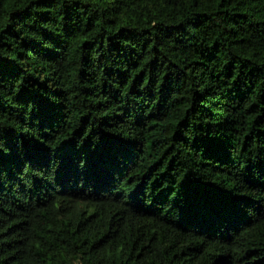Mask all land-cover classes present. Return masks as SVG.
I'll return each mask as SVG.
<instances>
[{
	"label": "trees",
	"instance_id": "obj_1",
	"mask_svg": "<svg viewBox=\"0 0 264 264\" xmlns=\"http://www.w3.org/2000/svg\"><path fill=\"white\" fill-rule=\"evenodd\" d=\"M0 264H264V0H0Z\"/></svg>",
	"mask_w": 264,
	"mask_h": 264
}]
</instances>
